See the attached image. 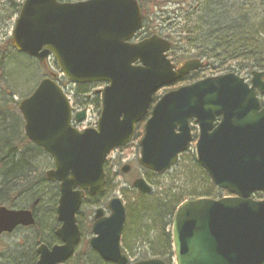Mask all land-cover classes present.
<instances>
[{"label": "water", "instance_id": "water-1", "mask_svg": "<svg viewBox=\"0 0 264 264\" xmlns=\"http://www.w3.org/2000/svg\"><path fill=\"white\" fill-rule=\"evenodd\" d=\"M143 28L138 0H25L15 21L11 45L18 53L44 63L51 57L74 85L103 83L102 109L96 128L79 131L86 112L73 117L70 99L56 83L43 79L19 103L24 133L50 155L54 168L47 180L59 183L56 232L62 245L38 248L36 264H63L81 240L77 225L85 194L105 191L104 165L115 150L127 147L137 125L148 117L140 166L164 175L191 149L190 122L199 126L197 162L212 183L233 197L190 199L181 204L172 225L175 264H264V72H253L251 84L235 74L206 78L153 98L204 67L202 60L177 68L168 54L171 43L154 35L136 42ZM152 108V109H151ZM151 109V111H150ZM221 122L216 126V121ZM130 166L122 172H130ZM133 187L142 195L153 188L139 178ZM35 201L29 209L0 207V236L35 225ZM110 215L96 210L89 244L105 262L130 264L122 252L126 208L121 198L108 203ZM134 264H167L150 259Z\"/></svg>", "mask_w": 264, "mask_h": 264}, {"label": "trees", "instance_id": "trees-1", "mask_svg": "<svg viewBox=\"0 0 264 264\" xmlns=\"http://www.w3.org/2000/svg\"><path fill=\"white\" fill-rule=\"evenodd\" d=\"M24 1L14 3L9 0L16 9V15H19ZM59 1L73 3L83 0ZM138 1L144 14L143 29L138 36L147 38L159 35L168 39L172 43L169 57L176 65L189 59H202L206 64L204 70L214 75L235 73L242 76L264 71V0ZM8 46H11L10 40ZM0 50L6 51V47ZM15 61L9 70L12 77L19 80L22 73L17 76L13 72ZM24 71H30L29 66L24 64ZM201 72L203 70L185 78L184 84L200 80ZM99 87L102 85L76 86L72 98L75 110H86L90 106L100 110ZM157 100L158 95L154 97V102ZM15 116L12 114L8 122L5 114L0 112V172L4 175L0 182V206L18 205L15 203L17 200L28 203L38 200L39 207L44 200V188L50 183L45 175L38 173L35 155L29 152L39 154L43 151L29 142L24 134L22 117L19 113ZM144 124L145 121H142L137 126L133 141L143 137ZM174 173L175 178L163 185L157 196L137 194L133 203L127 199V214L132 224L131 233L129 228L127 233L130 242L138 239L149 247H156L153 255L168 264H171V227L177 208L188 199H221L226 194L211 182L192 151L181 155ZM110 187L108 176L106 192ZM55 194L58 196L57 187ZM263 195L257 194L256 199H263ZM104 196L94 199L87 197L85 201L99 204ZM55 211L52 207L54 220ZM48 215L51 216V213ZM126 232L125 229L124 236ZM82 246V264H106L90 248L88 241L82 242ZM22 259L23 262L20 260L18 264L27 263L28 257Z\"/></svg>", "mask_w": 264, "mask_h": 264}, {"label": "rangeland", "instance_id": "rangeland-1", "mask_svg": "<svg viewBox=\"0 0 264 264\" xmlns=\"http://www.w3.org/2000/svg\"><path fill=\"white\" fill-rule=\"evenodd\" d=\"M14 3H20L23 0H13ZM15 7L9 2V0H0V48L6 47V51L0 50V112L5 114V119L10 122L11 115L17 116V113H21L19 111V103L30 96V94L35 90L40 81L52 74H57L58 82L65 90L66 94L71 99L73 105V94L76 86L72 83L68 82L59 71L58 65L56 64L53 58H50L47 62L40 64L36 59L23 54L16 52L12 45L8 46L9 40L11 41L12 31L15 25V21L18 15L15 13ZM13 72L17 76L20 73L21 76L18 79L13 78L11 70H9V66L13 62ZM29 66L30 71L23 72V66ZM182 63L178 64L179 66ZM225 74V73H223ZM221 75V74H219ZM218 76L214 75L209 70H203L201 72V77H213ZM241 77L250 80L251 75H242ZM186 85V84H181ZM181 85H174L170 87H166L159 91L158 96L162 97L166 93L179 88ZM104 87V86H103ZM103 87H99L97 90L101 91ZM84 109L77 108V112L83 111ZM87 119L82 123H77L79 130H84L86 128H94L98 123L100 117V110H98L95 106H90L87 109ZM15 116V117H16ZM22 117V116H21ZM22 122L24 123V119L22 118ZM140 139L133 141L128 147L115 150L108 157L109 161V170H110V181H111V191L105 194L104 200L99 205L93 204L92 202L86 203L84 202L83 206L80 210V217L83 225L92 221L93 216L98 208H103L105 212L107 210V204L109 201L115 197L121 198L127 208V199L129 202L133 203L137 194L139 193L134 187L133 183L138 178H143L146 182L153 188V195H158L161 191L163 185H167L170 180L175 178L176 167L173 168L170 172L159 175L143 169L139 164L140 159V147H139ZM194 144L191 148V151H194ZM30 154H34V162L37 167V171L40 175H45L46 171H48L52 166V160L45 153H36L29 152ZM130 165L131 170L129 173L125 174L122 172L124 166ZM3 173L0 172V182L3 178ZM53 183H50L49 186L45 187L46 190L44 196V200L42 204L37 208V224L35 228L32 229H19L13 234L4 235L0 238V264H18L21 261L23 262L22 257H28V261L26 264H32L29 261V252L27 248L32 245V247H36L35 238L41 234L42 241L49 242L51 238L49 237V233L47 230L53 226L54 221V213L51 212L52 207L56 209L57 207V194L56 187L51 186ZM55 185V184H54ZM56 186V185H55ZM47 195V196H46ZM142 195V194H141ZM226 194H223L225 196ZM257 198V195H256ZM264 198V197H263ZM18 203L13 205H4L10 209H25L29 208L32 203L23 202L21 200L15 201ZM21 203V206H20ZM95 205V206H94ZM49 209V211H48ZM51 213V216L48 214ZM133 219V218H132ZM127 226V222L125 223ZM86 228V225L84 226ZM84 228V229H85ZM128 228L131 233L132 224L130 218L128 219ZM127 231V228H126ZM88 232V231H87ZM89 235L86 234L87 240L92 237V234L88 232ZM39 239V238H38ZM153 240V239H152ZM129 243V244H128ZM127 243V232L126 236L123 237V247L126 249L127 254V244L137 250H141L144 252V256L151 257L153 256V250H157L156 247L146 244L144 241H140L135 239L132 243ZM138 258L137 253L134 252V255H131V259L134 261Z\"/></svg>", "mask_w": 264, "mask_h": 264}, {"label": "flooded vegetation", "instance_id": "flooded-vegetation-1", "mask_svg": "<svg viewBox=\"0 0 264 264\" xmlns=\"http://www.w3.org/2000/svg\"><path fill=\"white\" fill-rule=\"evenodd\" d=\"M199 72V71H198ZM195 73H197V72H195ZM194 73H192V75H193ZM247 80V79H246ZM249 83H250V81H251V78H250V80H247ZM262 106H264V99L262 100ZM220 121V119H218V121H217V124H218V122ZM73 125L76 127V128H78V125L76 124V123H73ZM191 129H192V132H193V138H197L198 137V134H199V131H198V126H197V124H196V122L193 120V121H191ZM194 139V140H195ZM47 155V154H46ZM47 156H49V155H47ZM50 157V159L52 160V166H51V168L49 169V170H51V169H53L54 168V162H53V159L51 158V156H49ZM130 166V165H129ZM130 168H131V166H130ZM48 170V171H49ZM131 170V169H130ZM104 172H105V176H106V186H105V191H104V193L102 194V195H105L107 192H106V187H107V178H108V176L110 175V170H109V161H107L106 163H105V165H104ZM47 182L48 183H52V182H49L48 180H47ZM56 185V187H57V191H58V198H57V207H58V201H59V183H53V185ZM226 196H228V197H231V195H229L228 193H226ZM87 197H88V195L87 194H85V200L87 199ZM92 199H94V198H99V197H91ZM85 200H84V202H85ZM84 202H83V204H84ZM102 202H100V204H101ZM33 204V203H32ZM31 204V205H32ZM99 204V205H100ZM83 206V205H82ZM95 206V205H94ZM57 207H56V211H55V220L53 221V226H51L48 230H47V232L49 233V237L51 238V240L49 241V242H47V241H42V239H40L41 238V234H39L36 238H35V245H36V247H32V245H30L27 249L28 250H30V252H29V261H31V262H33L34 264H36L37 263V261L39 260V254H38V248L41 246V245H46L49 249H52L53 247H55V246H60V245H62V242L57 238V236H56V232L58 231V229H60V227L62 226V224L61 223H59L58 222V218H57ZM107 207H108V204H107ZM37 208H38V204H37V206L35 207V210H34V216H35V219H36V224H37ZM125 208H126V206H125ZM81 210V209H80ZM80 211H79V213L77 214V225H78V227H79V229H80V232H81V240H80V242H79V244L76 246V248H75V251H74V253H73V255H72V257L69 259V260H67L66 262H64L63 264H82V261H81V259H83V256H82V251H81V248L83 249V246H82V242H86V241H88L89 242V240L92 238H90L89 240H87V238H86V234L87 235H89V233L88 232H90V234H92V227H93V224H94V216H93V219H92V221H90V222H88V223H86L85 225H86V228L84 227L85 225H83V223H82V220H81V217H80ZM110 215V213L109 212H105V217H108ZM54 216V215H53ZM126 222H127V226L125 225V227H124V231H123V234L125 233V229L127 228V233H128V214H127V208H126ZM125 222V223H126ZM36 227V225L34 226V227H31V228H23V227H19V228H17L13 233H15L16 231H18L19 229H32V228H35ZM85 228V229H84ZM88 231V232H87ZM13 233H10V234H13ZM10 234H4V235H10ZM4 235H2V236H4ZM1 236V237H2ZM0 237V238H1ZM123 237H124V235H123ZM39 238V239H38ZM128 242H130V239L128 238V234H127V243ZM133 241H131V243H132ZM122 243H123V238H122ZM129 244V243H128ZM127 244V257L129 258V261H130V264L131 263H137V262H140V261H145V260H149V259H159V258H157V257H155L154 255L152 256L151 255V257H148V256H144V252H141V250H137V249H135V247H134V243H133V248L131 247V246H129ZM143 246H146L145 244L143 245ZM122 247H123V244H122ZM124 250V249H123ZM125 251V250H124ZM134 252L135 253H137V255H138V258H136L134 261L131 259V255L133 254L134 255ZM125 253H126V251H125ZM98 255V254H97ZM100 258V257H99ZM172 258V257H171ZM101 259V258H100ZM102 260V259H101ZM103 261V260H102ZM104 262V261H103ZM104 263H106V264H112V263H107V262H104Z\"/></svg>", "mask_w": 264, "mask_h": 264}]
</instances>
